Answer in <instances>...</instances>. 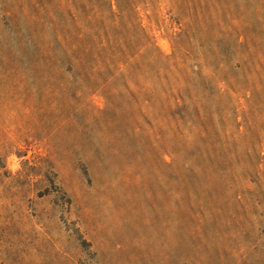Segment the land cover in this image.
<instances>
[{"label":"rangeland","instance_id":"rangeland-1","mask_svg":"<svg viewBox=\"0 0 264 264\" xmlns=\"http://www.w3.org/2000/svg\"><path fill=\"white\" fill-rule=\"evenodd\" d=\"M0 264H264V0H0Z\"/></svg>","mask_w":264,"mask_h":264}]
</instances>
